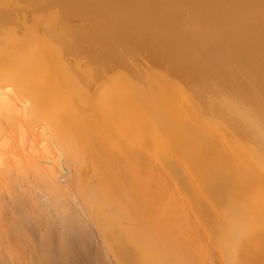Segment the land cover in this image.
I'll list each match as a JSON object with an SVG mask.
<instances>
[{"label":"bare ground","instance_id":"obj_1","mask_svg":"<svg viewBox=\"0 0 264 264\" xmlns=\"http://www.w3.org/2000/svg\"><path fill=\"white\" fill-rule=\"evenodd\" d=\"M263 245L264 0H0V264Z\"/></svg>","mask_w":264,"mask_h":264},{"label":"rangeland","instance_id":"obj_2","mask_svg":"<svg viewBox=\"0 0 264 264\" xmlns=\"http://www.w3.org/2000/svg\"><path fill=\"white\" fill-rule=\"evenodd\" d=\"M81 247L80 244L74 245L73 248L74 249H79ZM91 251H96L99 250L100 248H103V244H102V239L101 238H97V237H93L90 246H89ZM262 250L264 251V245L262 247ZM260 264H264V254L261 257V263Z\"/></svg>","mask_w":264,"mask_h":264}]
</instances>
